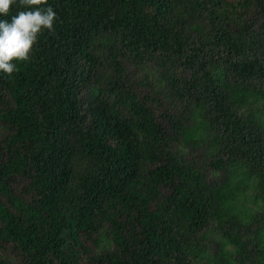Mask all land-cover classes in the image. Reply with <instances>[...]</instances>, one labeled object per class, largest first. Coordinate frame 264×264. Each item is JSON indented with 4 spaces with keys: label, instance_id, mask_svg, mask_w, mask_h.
Segmentation results:
<instances>
[{
    "label": "trees",
    "instance_id": "16d2710c",
    "mask_svg": "<svg viewBox=\"0 0 264 264\" xmlns=\"http://www.w3.org/2000/svg\"><path fill=\"white\" fill-rule=\"evenodd\" d=\"M48 6L0 72V264H264V0Z\"/></svg>",
    "mask_w": 264,
    "mask_h": 264
},
{
    "label": "clouds",
    "instance_id": "9594fccd",
    "mask_svg": "<svg viewBox=\"0 0 264 264\" xmlns=\"http://www.w3.org/2000/svg\"><path fill=\"white\" fill-rule=\"evenodd\" d=\"M31 10L20 11L11 22L0 20V72L7 76L17 70L14 61H27L43 29L54 31L56 13L47 0H20ZM14 0H0V16H7Z\"/></svg>",
    "mask_w": 264,
    "mask_h": 264
}]
</instances>
